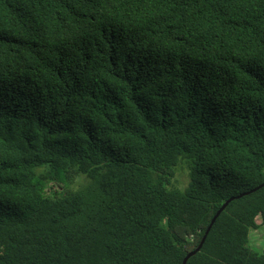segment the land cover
Masks as SVG:
<instances>
[{"label":"trees","instance_id":"16d2710c","mask_svg":"<svg viewBox=\"0 0 264 264\" xmlns=\"http://www.w3.org/2000/svg\"><path fill=\"white\" fill-rule=\"evenodd\" d=\"M264 264V0H0V264Z\"/></svg>","mask_w":264,"mask_h":264},{"label":"rangeland","instance_id":"374dc122","mask_svg":"<svg viewBox=\"0 0 264 264\" xmlns=\"http://www.w3.org/2000/svg\"><path fill=\"white\" fill-rule=\"evenodd\" d=\"M258 223V229L249 231V248L255 252L264 253V227L260 226V218Z\"/></svg>","mask_w":264,"mask_h":264},{"label":"water","instance_id":"95a60500","mask_svg":"<svg viewBox=\"0 0 264 264\" xmlns=\"http://www.w3.org/2000/svg\"><path fill=\"white\" fill-rule=\"evenodd\" d=\"M230 201H232V199L229 200V201H227V202H226V203L220 208V210L216 213V215L214 216L213 220L211 221V224H210L209 228L207 229V231H206V233H205L203 239L201 240L200 244L198 245V247H197L193 252L187 254V256L185 257V259H184V261H183L182 264H186L187 261H188L191 257H193L194 255H196L197 253H199V252L201 251L202 246H203V244H204V242H205V240H206V237H207V235H208V233H209V231H210L212 225L214 224V222L216 221V219L219 217V215L224 211V209L227 207V205L229 204Z\"/></svg>","mask_w":264,"mask_h":264}]
</instances>
